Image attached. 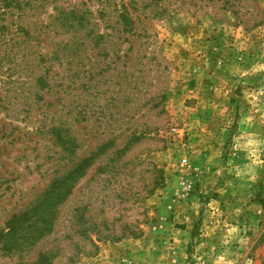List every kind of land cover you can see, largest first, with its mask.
I'll list each match as a JSON object with an SVG mask.
<instances>
[{"label":"rangeland","instance_id":"obj_1","mask_svg":"<svg viewBox=\"0 0 264 264\" xmlns=\"http://www.w3.org/2000/svg\"><path fill=\"white\" fill-rule=\"evenodd\" d=\"M71 9L83 25L59 16ZM10 13L24 30L0 45V264H47V251L51 264H264V0H28ZM67 142L72 160L105 150L50 234L7 244L70 165Z\"/></svg>","mask_w":264,"mask_h":264},{"label":"trees","instance_id":"obj_2","mask_svg":"<svg viewBox=\"0 0 264 264\" xmlns=\"http://www.w3.org/2000/svg\"><path fill=\"white\" fill-rule=\"evenodd\" d=\"M28 0H0V45L6 41L9 34L13 32L17 33L19 30H24L22 26L18 25V22L13 19L8 20V15H11L10 10L12 8L20 10L23 8ZM61 18L68 23L69 26L75 24L83 25L82 20L84 16L76 9L63 12ZM119 16L123 20H128L132 23V19L129 17V11L124 7V12H120ZM20 26V27H19ZM25 32V31H24ZM14 33V34H15ZM23 33V32H21ZM26 33V32H25ZM37 84L42 87L47 86L45 77L39 75L37 78ZM65 151L71 154L70 165L63 172L54 175L47 186L39 192L29 206L23 210L21 219L17 225L10 226L3 237L7 244L17 243L23 245L33 244L41 237L50 234L53 231L55 220L57 218L59 206L68 198L72 193L76 183L82 178L87 170L93 165L96 157L105 150V145H99L90 154L85 155L79 159L72 160L75 155V144L64 143ZM28 231H25L26 228ZM28 232V239L24 240V235ZM52 251H47V260L43 256V262L51 264ZM40 259H37L32 264H39Z\"/></svg>","mask_w":264,"mask_h":264},{"label":"built area","instance_id":"obj_3","mask_svg":"<svg viewBox=\"0 0 264 264\" xmlns=\"http://www.w3.org/2000/svg\"><path fill=\"white\" fill-rule=\"evenodd\" d=\"M181 164H182V165H186V164H188V159H187V157H182V158H181Z\"/></svg>","mask_w":264,"mask_h":264}]
</instances>
